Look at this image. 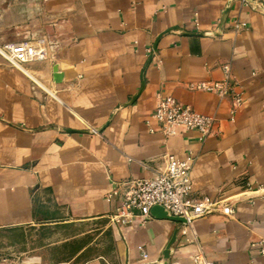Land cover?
Listing matches in <instances>:
<instances>
[{
  "label": "crops",
  "instance_id": "obj_1",
  "mask_svg": "<svg viewBox=\"0 0 264 264\" xmlns=\"http://www.w3.org/2000/svg\"><path fill=\"white\" fill-rule=\"evenodd\" d=\"M39 37L48 56L25 70L0 54V230L83 221L103 233L112 182L190 153L192 196L220 200L214 210L114 225L112 253L88 254L90 241L69 263L264 264V0H0V46ZM223 65L243 93L233 113L230 95L189 87L222 80ZM164 95L212 116V132L165 135L152 116Z\"/></svg>",
  "mask_w": 264,
  "mask_h": 264
},
{
  "label": "built area",
  "instance_id": "obj_2",
  "mask_svg": "<svg viewBox=\"0 0 264 264\" xmlns=\"http://www.w3.org/2000/svg\"><path fill=\"white\" fill-rule=\"evenodd\" d=\"M246 27V23L234 19L233 28L239 30ZM146 52L151 55L155 49L150 46ZM0 54L10 65L25 70L24 64L39 61L48 56V48L44 37L34 40H16L0 46ZM224 78L217 81L190 83V88L214 91L219 95L231 96V108L243 102L242 89L235 80L230 79L228 65H223ZM264 104V93L262 95ZM152 116L160 125L165 135L175 133L176 129L195 130L197 139L203 141L212 132L214 118L206 113L195 110L188 104L180 102L172 95L159 96L152 110ZM193 156L186 153L179 158L174 154L165 155V167L155 176L144 178H128L114 181L108 197L115 202V209L109 219L117 228L130 225L133 222H144L153 218L150 208L160 205L169 214L182 216L186 222L206 214L216 208L220 200L212 201L207 198L198 200L192 196V179L190 170ZM249 183L246 186L249 187ZM222 213L231 216L234 208L231 204H223ZM138 249L143 255L146 253L140 245Z\"/></svg>",
  "mask_w": 264,
  "mask_h": 264
},
{
  "label": "rangeland",
  "instance_id": "obj_3",
  "mask_svg": "<svg viewBox=\"0 0 264 264\" xmlns=\"http://www.w3.org/2000/svg\"><path fill=\"white\" fill-rule=\"evenodd\" d=\"M98 225L55 221L36 224L26 230H0V255L36 264H73L69 263L70 257L90 241L93 244L88 254L95 255L101 249L112 253L115 227L109 219L105 220L102 233Z\"/></svg>",
  "mask_w": 264,
  "mask_h": 264
},
{
  "label": "water",
  "instance_id": "obj_4",
  "mask_svg": "<svg viewBox=\"0 0 264 264\" xmlns=\"http://www.w3.org/2000/svg\"><path fill=\"white\" fill-rule=\"evenodd\" d=\"M154 48V46H153ZM155 49V48H154ZM53 78L54 80L56 81H59L60 80V77H61V73H57V68L56 66L53 67ZM150 214L155 217V218H166V219H169V220H172V221H175V222H186V219L182 216H174V215H169L164 209L162 206L160 205H153L151 208H150ZM176 231H177V228L174 229L173 233H172V236H171V240L170 242L173 241L174 237H175V234H176ZM164 256L167 257L168 256V249H166L164 251Z\"/></svg>",
  "mask_w": 264,
  "mask_h": 264
}]
</instances>
